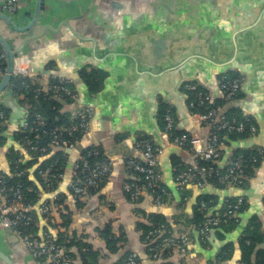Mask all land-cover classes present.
I'll return each mask as SVG.
<instances>
[{"label":"crops","instance_id":"obj_1","mask_svg":"<svg viewBox=\"0 0 264 264\" xmlns=\"http://www.w3.org/2000/svg\"><path fill=\"white\" fill-rule=\"evenodd\" d=\"M6 1L0 0V7ZM36 2L18 0L16 14L23 20L19 26L31 22ZM0 37L20 50L24 76L46 86L53 77L71 78L81 103L93 106L91 132L81 138L79 148L97 146L110 161V174L97 193L79 206L63 181L58 194L64 195L62 205L70 213L68 227H62L60 215L56 218L66 234L83 237L96 249L104 247L98 228L111 224L116 235L125 233L124 248L100 264H110L125 251L137 253L140 264H180L175 252L157 261L147 258L136 225L151 226L149 216L157 214L177 229L175 219L179 217L180 223L191 219L197 198L205 195L215 199L213 212L228 198H242L247 207L238 213L236 228L222 237L213 231L203 242L194 235L184 264L214 260L225 244H237L253 218L264 233V0H41L37 21L28 31L16 33L0 21ZM81 71L99 75L95 91L83 83ZM227 73L242 80L240 95L233 102L223 98L218 86L219 78ZM188 83L197 84L212 100L224 99L227 104L222 112H240L254 124L255 135L224 143L217 162L223 168L235 154L243 158L252 152L244 161L250 179L242 188L190 187L184 194L175 185L173 161L184 164L190 157L169 147L162 121L165 110L172 111L179 132L198 138L201 144L209 136V130L197 126L191 117L184 90ZM6 90L0 103L9 119L0 146V170L7 175L10 159L19 152L16 139L26 114L10 88ZM74 107L65 110L72 115ZM138 136L163 149L160 166L166 195L161 206L151 196L134 203L125 189L126 162L134 157L133 141ZM65 154L68 174L78 151ZM43 161V157L38 159V163ZM205 243L207 247H202ZM68 249L74 264H82L78 250ZM238 260L235 250L226 264H238ZM0 264H36L24 245L1 226Z\"/></svg>","mask_w":264,"mask_h":264},{"label":"built area","instance_id":"obj_2","mask_svg":"<svg viewBox=\"0 0 264 264\" xmlns=\"http://www.w3.org/2000/svg\"><path fill=\"white\" fill-rule=\"evenodd\" d=\"M17 12L18 0H7L0 7V13L15 15ZM3 62H5V54L0 47V80L6 70L1 67ZM18 76L24 75H12L13 78ZM58 80L59 85L48 84L44 91L63 92L73 102L69 104V108L73 107L80 100L77 89L68 87L69 84H73V80L64 77L58 78ZM218 86L223 98L228 102H233L240 95L242 80L240 78L231 79L224 74L219 78ZM198 87L195 83H188L184 86V90L187 93H192L196 98V102L191 101L189 103L190 110H198L191 113L195 124L209 130V136L204 144H201L198 138L191 137L188 134H175L177 125L170 109H166L162 116L164 133L168 138L169 147L183 150L190 157V161L184 163L185 168L175 174V185L178 190H187L190 187L202 189L206 186H213L212 183L221 185L225 189H240L248 181L244 173L242 156L234 157L223 168L218 167L217 162L224 144L216 133L223 132L227 136L244 135L245 137H252L256 133V128L248 118L236 122L233 119H228L224 112L215 108L202 112V109L212 103V98L207 92ZM56 96L60 98L59 95ZM93 115L94 109L90 106L83 105L78 109H74L72 117L76 120V123L64 130L67 132L68 138L71 139L62 140L63 131H54L49 148L52 151L61 152L78 151L81 138L91 132ZM5 119L4 113L0 111V120L4 121ZM44 125V119L36 115L35 120L31 123L24 120L21 131L24 133L29 130L30 133L35 134V138H38L40 129ZM32 142L33 140L30 137H25L19 142V153L24 158H29L30 154L35 151H39L40 154L46 152V148L39 149ZM133 150L134 157L126 162L128 183L125 189L129 192L130 200L135 203L143 196H151L156 205L161 206L164 203L162 199L166 192L160 166L163 149L155 146L149 139L135 138ZM110 170L109 159L104 154H100L97 146L92 147L85 154L78 151L70 177L66 178L65 172L63 173L60 168L54 170L52 166L38 171L41 202L35 206L25 205L22 201L20 187L8 185V177L0 173V226L11 232L24 245L36 264H74V260L70 257V250L62 244L56 243L58 232H64L63 228L56 225L57 210L60 207L53 201L58 198V187L63 181L67 180V189L74 202L85 203L91 196L89 191L99 189L108 179ZM139 180H141V184H139ZM44 197L50 199V202H44ZM242 202V198H237L233 202L226 199L225 210L222 214H218L217 210L213 212V208L209 209L207 203L201 202L200 208L207 213L203 223L198 228L193 229V236L196 235L202 240L220 224L225 223L228 218H236ZM33 209L37 211L39 216L44 217L41 225H46L48 230H41L38 236L31 233L23 235L19 226L31 224L30 213ZM50 224L53 227L49 226ZM149 237L152 238L146 245H151L162 238L154 247L148 248V251L152 253L149 256L152 261L158 260L163 250L166 249L175 251L180 264H184L183 261L188 259L189 247L192 243V237L188 233L172 235L166 227L160 226L151 231ZM140 263L138 255L133 252L123 262V264Z\"/></svg>","mask_w":264,"mask_h":264},{"label":"trees","instance_id":"obj_3","mask_svg":"<svg viewBox=\"0 0 264 264\" xmlns=\"http://www.w3.org/2000/svg\"><path fill=\"white\" fill-rule=\"evenodd\" d=\"M1 67H4L6 69L5 62L2 63ZM51 69V67H50ZM227 77L231 79L240 78L239 75L227 73ZM80 77L83 80V83L87 86V88L90 89V91H95V89L99 86V75L97 74H87L85 71L80 72ZM101 82V81H100ZM49 85H59L58 78H51L48 82ZM68 87L70 89L76 88L75 82L73 81V84H69ZM9 88L10 91L14 94L15 97L19 99L20 104L23 105L25 108V111L28 113L26 114L25 121L33 122L35 120V116L39 115L44 119L45 125L41 127L40 134L38 138H35V134L30 133L29 130L25 131L24 133L22 131L19 132L17 136V143L19 145V142H21L25 137L32 138L33 142L32 144L34 146H37L40 148H46V152L43 154H40L39 151L32 152L30 154V157L28 160H25V158L19 153L15 152L12 158L10 159L9 163V173H4L0 170V173H2L4 176H7V183L10 186L14 187H20V191L23 197V203L25 205L35 206L36 204L41 202L40 197V189L38 186V182H40V177L38 175V171L52 166L54 170H58L59 168L62 170V172H65L66 167V154L65 152L61 151H52L49 148V144L52 140V134L54 131H63L62 140L71 139L68 138V134L66 131L67 128L71 127L73 124L76 123V120L73 119L71 113L67 110H65L66 107L69 108V104H72V100H70V97L66 96L63 92L59 91L57 93H54L52 91H44L39 85V83L32 81L28 76H18L17 78H11L9 82ZM200 88V87H198ZM201 89V88H200ZM78 92V90H77ZM56 95H59L60 98H58ZM189 103L191 101L196 102V98L192 95V93H187ZM227 102L222 99L220 101L212 100V103L208 104L204 109H202V112L208 111L211 108H215L218 110L223 111L224 106H226ZM0 111L4 113L5 120H0V146L3 142V132L8 124V113L6 108L2 106L0 103ZM198 111L197 109L191 110V113ZM228 119H232L231 117L236 118V122L243 121V117H241L240 112L233 113L230 115V113L225 112L224 113ZM236 114V115H234ZM231 116V117H230ZM175 134L182 135L187 134L185 132H179L178 130L175 131ZM219 138L221 139V142L224 144H227L228 141H236V140H242L246 137L244 135H230L227 136L225 133H216ZM137 139H147L144 136H138ZM150 140V139H149ZM90 148L87 149H80L78 148L79 152L85 154L88 152ZM100 151V154H102V151ZM248 153V154H246ZM243 155V167L245 165V162L249 160L251 157L250 154L252 152H246ZM239 154H235L230 158L229 161H231L234 157L238 156ZM40 157L44 158L43 162L38 163V159ZM102 158V157H101ZM228 161V162H229ZM245 161V162H244ZM172 165L174 166V176L179 171L185 168L184 164H179L177 161H173ZM247 165V163H246ZM34 166H36L35 170L33 172H30V169H32ZM247 168V166H246ZM249 169L245 170L244 167V173L247 176L248 179H250L249 176ZM33 175V177H30ZM248 181L244 183L246 185ZM139 184H141V180H139ZM213 187H216L218 189H225L223 186L218 185L216 183H212ZM98 189H91L89 191L90 195H93L97 193ZM164 190L165 187H164ZM183 193H186V189L183 190ZM166 195V192H165ZM165 195L163 196V201L165 200ZM57 199L53 201L59 208L58 215H60L63 223L62 227H68L69 224V217L70 213L68 212V209L66 207L63 208L62 205V199H64V195H57ZM212 196H203L198 197L196 200L195 205L193 206V217L191 219H186L184 222L180 223L177 217L175 219V222L173 224L179 225V228L175 229V227L166 221L165 218H163L160 215L153 214L149 216V220L151 221V226L144 225L142 223H138L136 225V230L140 233V240L145 245V252L147 258L152 254L150 251H148L149 247H154L161 239L159 238L156 240L155 243L151 245L148 244V241L152 238L149 237V234L151 231H153L156 228H159L160 226L166 227L167 230L171 232L172 235L174 234H185L188 233L192 239H193V229L198 228L204 221L206 211H203L200 208V203L204 202L207 203L209 206V209L214 208L217 204L215 202V199ZM230 199L231 202L236 199ZM46 203L50 202V199H44L43 200ZM140 201V198L139 200ZM78 203V202H77ZM83 203H78L77 205H81ZM247 207V202L243 201L240 211L245 210ZM225 210V200L222 204V207L217 210L216 212L218 214H222ZM238 212V213H239ZM30 216L32 218L31 224L28 226L20 225L19 228L23 232V235L26 234H35L38 236L39 232L42 230H48V227L46 225H41L43 223L44 217L39 216L37 211L33 209L30 213ZM238 222V214L236 218H228L225 223L220 224L215 230V235L217 237H222V233H229L234 228H236V223ZM53 227V225H49ZM212 231V232H213ZM211 232V233H212ZM96 233L98 237L101 239V241L104 244L103 249H96L93 247L92 244L85 241V238L76 236V235H68L66 234L65 230L64 232H58L56 243L62 244L66 248L75 247L78 250V257L82 264H100V261L103 259H106L112 255L118 254L121 249L124 248L127 238L124 232H120L119 235H116L114 233V230L112 229L111 224L105 225L103 228H98L96 230ZM203 242L207 241V236L202 239ZM208 243V242H207ZM208 244L202 245V247L206 246ZM237 250L239 253V260L238 264H264V233L262 231V226L257 218H253L245 227V229L242 231V233L239 236V239L237 241V244L234 245L233 243H227L225 244L218 252V254L215 256L214 260L209 261L207 264H226L227 261H229L234 251ZM133 251H125L123 252L122 256L119 257L117 260L111 262L110 264H123L124 260L129 256ZM174 253L172 249H166L163 250L161 253V256L159 259H165L170 254ZM104 255H101V254ZM135 253V252H133ZM137 254V253H136ZM138 255V254H137ZM73 257V254L71 255ZM139 257V255H138ZM140 259V257H139ZM158 259V260H159ZM141 261V259H140ZM152 261V260H151ZM157 261V260H155ZM162 264H168V263H162ZM179 264V262H178Z\"/></svg>","mask_w":264,"mask_h":264},{"label":"water","instance_id":"obj_4","mask_svg":"<svg viewBox=\"0 0 264 264\" xmlns=\"http://www.w3.org/2000/svg\"><path fill=\"white\" fill-rule=\"evenodd\" d=\"M40 10H41V0H37L36 8H35V11L33 13V18L31 20V22L25 26L24 25L19 26V24L23 23V20L19 19L17 14L10 15V14H6V13H0V21L4 22L9 30L14 31L16 33H24L26 31H28V29L35 24V22L37 21L38 15L40 13ZM0 47L2 48V50L5 54V64H6L5 74H4L3 78L0 80V102H1V99L6 94V92H5L6 88L9 87V82H10V79L12 78V75H14V74L23 75L24 70H22L21 67H19L18 58L21 55L20 50H16V49L14 50L13 48L9 47L1 37H0ZM223 73H225V72H223ZM30 78H32V77H30ZM7 90L9 91V89H7ZM241 90H242V86H241ZM80 106H83V104L79 100V102L75 104L74 108L78 109ZM88 106L93 107L92 105H88ZM24 114H27V112L25 111ZM72 167H73V165L71 166L68 174L66 172L67 171V169H66V171H65V177L66 178L70 177ZM65 181L67 182V180H65Z\"/></svg>","mask_w":264,"mask_h":264},{"label":"rangeland","instance_id":"obj_5","mask_svg":"<svg viewBox=\"0 0 264 264\" xmlns=\"http://www.w3.org/2000/svg\"><path fill=\"white\" fill-rule=\"evenodd\" d=\"M45 86H46V84H43V83L41 84V87H42L43 90L46 89V88H45V89L43 88V87H45ZM56 225H59L58 222H57V218H56Z\"/></svg>","mask_w":264,"mask_h":264}]
</instances>
